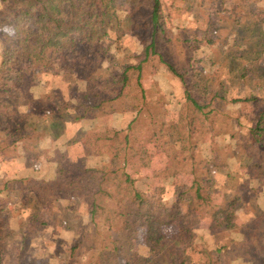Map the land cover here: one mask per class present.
<instances>
[{
  "label": "trees",
  "instance_id": "16d2710c",
  "mask_svg": "<svg viewBox=\"0 0 264 264\" xmlns=\"http://www.w3.org/2000/svg\"><path fill=\"white\" fill-rule=\"evenodd\" d=\"M119 2L120 0H0V31H5L0 42V132L4 133V137H0V153L25 142L27 133L34 129L31 115L23 112L35 100L30 84V78L35 75L49 77L51 82L50 96L37 103L43 111L39 117L44 124L49 120H62L64 124L65 119L73 118L76 122L86 123L94 118L101 104L105 103L112 104V112L135 114L126 127L115 133L84 134L75 142L81 150L78 157L71 159L66 154L51 156V162L56 163V179L69 184L73 189L72 196L87 205L90 220L93 221L98 214L103 215L105 227L109 230L117 228L124 243L117 245L96 229L87 232V225L80 226L79 236L71 247L68 260L81 264L83 261L81 262L79 252L86 246L89 251L85 257L86 264H150V257L172 259L171 264H187L184 257L192 245L194 235L184 225L180 233L165 241H156L149 257L125 250L136 228H148L151 242L160 226L171 225L178 218L177 214L167 215V221L162 223L157 214L156 201L141 193L136 187V179L128 171L131 168L137 173L135 168L147 162V151L141 145V128L146 127L156 143L165 129L163 121L156 122L160 121L164 113L153 108L147 100L143 81L156 60L159 61L155 65L158 69L165 67L179 80L183 88L179 133L186 127L185 121L192 129L197 128L199 123H208L214 128L216 116L224 114L222 105L228 103L226 90L221 81L216 85V79L203 74L204 67L198 69L195 66V63L200 62L195 60L197 51H192L193 56L186 57L183 63L185 67L173 64L165 52L162 53L163 45L173 48L178 44L167 36V0H129L132 11L128 22L137 24L133 30L141 50L133 62L114 68L115 72L108 78L100 79L90 55L84 52L88 46L97 47L94 42L97 31L113 27L117 23ZM205 2L211 5L210 10L215 9L219 26L230 24L238 31L239 37L247 36L248 40H256L257 47L250 52V56H253L251 58L254 63L260 62L264 55V3L260 5V0H240V3L235 0H201L202 5ZM20 27L23 28L21 32L17 30ZM199 28L197 26L193 31L194 46L203 36V31ZM94 83H98V91H94ZM70 86H74L76 91L83 87L84 102L77 97L78 105L70 106L75 108L74 115L69 113L70 102H65L62 93ZM261 87L264 89V85ZM89 93L92 98L97 99V104L87 101L86 95ZM131 96L140 99V104L129 105L126 100ZM232 102H249L254 107L249 117L251 125L245 133V139L248 138L249 143L243 150L257 151L254 167L260 171L264 169V160L260 159L264 153V96L233 99ZM47 114L50 117H46ZM37 157L33 155V159L37 160ZM176 164L177 170L178 165L186 166L185 171L190 175L195 171V164ZM217 165L214 167L217 168ZM254 180L264 185V179L260 175L256 178L253 176L252 181ZM49 183L44 184L42 179L31 176L0 180V264H32L25 258L18 244H15V226L25 230V233L32 229H45L40 209L45 202L49 204L48 195L52 190ZM212 185V181L207 178L204 184L194 181L185 190L177 189L179 200L173 208L178 210L186 200L188 203L184 205L189 209L194 208L195 202H201L203 206L208 204ZM235 212L234 202H227L212 216L216 241L221 240L216 230L229 233L235 229ZM24 213L30 216L28 221L24 220ZM26 237L24 235L22 241ZM224 240L225 249L232 239ZM223 248L218 251L221 252ZM121 250L124 253L122 258L119 255ZM164 262L165 259H161L153 264ZM65 264L70 263L66 261Z\"/></svg>",
  "mask_w": 264,
  "mask_h": 264
},
{
  "label": "rangeland",
  "instance_id": "374dc122",
  "mask_svg": "<svg viewBox=\"0 0 264 264\" xmlns=\"http://www.w3.org/2000/svg\"><path fill=\"white\" fill-rule=\"evenodd\" d=\"M166 3L169 7L167 10L169 23L167 36L169 39L176 40L178 44L173 48L163 45L162 53L165 52L173 64L178 63L184 66L186 57L193 56L192 51H197L195 60L200 62L198 64L194 62L195 66L198 69L204 67L203 74L216 79L214 80L216 85L219 81L223 83L228 103L222 105L224 114L216 116L214 128L210 127L208 123H199L197 128L192 129L185 121L186 127L181 125L183 129L181 128L182 133H179L180 108L183 97L182 85L165 67L162 66L158 69L155 66L159 64L158 60L154 62L143 85L147 100L152 104V107L164 113L160 121H155H163L165 129L160 140H157L156 143V140H152L150 136L151 132L146 127L141 128V145L147 151V162L135 168L137 173H134L131 168L128 171L136 179V187L141 193L156 201L157 214L162 223L167 221V215L177 214L178 218L171 225L160 226L151 242L148 228H136L125 250L142 257H149L150 250L156 241H165L168 237L180 233L184 225L191 229L194 235L192 245L184 257L187 264H264V217L261 216L254 222L246 224L245 221L249 220L240 214L241 208L251 211L256 207V192H254L256 188L251 183L252 177L256 178L260 175L264 179V169L259 171L257 167H254V163L257 161V151L243 150V147L249 143V139H245V133L251 125L249 117L252 115L254 107L249 102H232L233 99L244 100L251 96H264V89L261 87L264 85V55L260 62L254 63L250 52L257 47L255 39L248 40L247 36L239 37L238 31L230 24L224 23L219 26V23L216 22L218 17L215 15V9L210 10L211 5L208 2L202 5L201 0H167ZM131 11L129 0H120L117 23L113 27L97 31L94 41L97 47L90 48L88 46L87 51L84 52L90 55L96 75L100 79L108 78L111 73L115 72L114 68L133 62L141 50L133 30L137 24L128 22ZM196 20H200V22H196ZM197 26L203 31V36L194 46L192 45L193 31ZM22 29V27L17 28L19 32ZM9 30L11 31V29ZM4 34V30L0 31V42ZM41 78L42 76L38 75L30 78V84L33 85L35 94L38 96H42L46 90L38 83ZM46 78L49 79V77ZM93 85L94 91H98V83ZM62 93L65 96V102H70L68 109L71 114L75 111L73 107L79 103L77 97L82 103L84 102L83 87H79L76 91L74 86H70L65 88ZM87 97L88 102L98 103L97 99L92 98V94L89 93L88 96L86 95ZM126 102L129 105H138L140 99L131 96ZM71 105L73 107L70 108ZM134 116L135 114L129 112H112V104L105 103L101 104L100 110L94 114V118L83 125L76 122L75 118L65 119L64 124L62 120L54 122L49 120L48 123L64 125L65 131L70 137L75 134L76 137H82L87 132L115 133L126 127ZM46 117L50 116L47 114ZM73 122L78 125L69 127L68 124ZM76 129H80L78 133L75 132ZM178 138L180 140H177ZM73 146H76L73 151L74 157H78V146L76 143ZM260 159L264 160V153ZM177 162L195 164L194 173L192 175L187 173L186 166L178 165L179 170H177ZM28 163L32 164L31 161ZM36 164L38 163L33 165L35 171H37ZM38 165L40 166V164ZM215 165L217 168L214 167ZM207 178L213 184L209 190L210 202L208 204L205 203L206 205L203 206L200 204L201 202H195L194 208L189 209L184 205L188 203L186 200L178 210L173 208L179 200L176 194L177 189L185 190L186 187H191L194 181L204 184ZM49 185L52 189L48 195L47 202L49 204L44 203L40 214L41 219L45 222V228L49 226L51 230L47 234L42 233L47 229L39 228L25 233V230L15 226V244H18L27 260L34 256V247L30 248L31 240L40 238V240H51L57 243L58 240L65 241L60 245L63 248H59L58 251L61 254L65 253L66 261L73 264L68 260V254L75 239L79 236L80 226L86 225L87 232L96 229L105 238L110 237L117 245L124 244L122 234L117 228L109 230L105 227L103 215L98 214L93 221L90 220L87 205L72 196L73 189L69 184L57 178L50 181ZM227 202H234L236 207L235 229L229 233L215 229L221 238L220 241H216V235L213 234L212 216ZM29 217L27 213H24L25 221H28ZM24 235L27 237L25 241H22ZM224 239H232L225 249L223 248L226 243ZM67 244L69 248L66 247ZM53 248L57 247L53 246ZM219 248H223L221 252L218 251ZM87 249L86 246L80 249L79 255L82 256L81 262L83 261L81 264H86L85 257L89 252ZM55 252L56 250L50 251L49 249L44 256L54 255ZM119 255L121 258L124 255L122 250ZM14 257L15 255H13ZM150 258L152 259L150 264L161 259L166 261L163 264L173 262L172 259L165 257Z\"/></svg>",
  "mask_w": 264,
  "mask_h": 264
},
{
  "label": "crops",
  "instance_id": "0c3cea01",
  "mask_svg": "<svg viewBox=\"0 0 264 264\" xmlns=\"http://www.w3.org/2000/svg\"><path fill=\"white\" fill-rule=\"evenodd\" d=\"M260 5L264 3V0H260ZM235 2L240 3V0H235ZM256 41V40H255ZM40 76V75H39ZM41 77V76H40ZM50 79H47L45 76L38 81L42 85L45 90L42 93V96L36 95L35 88L31 84L32 92L35 95V100L31 101L27 107L24 109L25 113L31 115V123L34 129L27 133V139L25 142L18 144L17 146L12 147L8 151L0 153V180L5 178L16 179V178H24L31 176L33 178H40L42 179L43 183H48L54 179H56V163L51 162L52 154H66L69 158H74V148H76L75 142L81 138L76 137L77 135H73L70 137L67 135L65 131V127L61 125H52L51 123H40L41 119L39 115H42L40 108L38 107L37 103L39 100H44L50 96V86L51 82ZM40 112V113H39ZM26 117V116H21ZM82 125L84 123L80 122ZM76 122L68 124L69 127L77 126ZM81 125V126H82ZM80 129H76V133L79 132ZM0 137H4L3 131L0 132ZM69 138V139H68ZM2 141V140H1ZM54 141V143H53ZM70 143V147L68 148V144ZM72 149V150H70ZM69 150V151H68ZM81 150H79L80 152ZM69 152V153H68ZM33 155H37V160L33 159ZM30 158V159H29ZM32 159V160H31ZM28 160L32 162V164L28 163ZM35 163L40 164V169L35 171L33 169V165ZM32 165V166H31ZM251 183L254 184L256 190V207L250 210H241L240 214L244 218L246 217L247 220L245 221L246 224L248 222H254L259 217H264V185L258 183L257 180L252 181ZM242 218V219H243ZM245 224V227L247 226ZM45 232L48 233L51 230V227L45 228ZM43 230V229H42ZM42 234V235H43ZM59 237V236H58ZM58 240L57 242H52L51 240H44L38 238L36 240H31L30 248L34 247V256L29 257V261L32 264H65V253H59L58 249L63 248L60 247L61 242ZM56 244L57 246H55ZM57 247V248H53ZM74 246V243L71 247ZM69 248V245L66 246ZM56 250L54 255L51 256H44L48 250ZM43 251V252H41ZM41 252V253H40ZM36 258L37 260H35ZM34 259V260H33ZM44 259V261H43ZM65 259V260H64ZM69 259V254H68ZM46 260V261H45ZM64 260V261H63ZM74 264V263H73Z\"/></svg>",
  "mask_w": 264,
  "mask_h": 264
},
{
  "label": "built area",
  "instance_id": "2783aa9c",
  "mask_svg": "<svg viewBox=\"0 0 264 264\" xmlns=\"http://www.w3.org/2000/svg\"><path fill=\"white\" fill-rule=\"evenodd\" d=\"M35 169L36 170H39L40 169V166L38 164L35 165Z\"/></svg>",
  "mask_w": 264,
  "mask_h": 264
}]
</instances>
